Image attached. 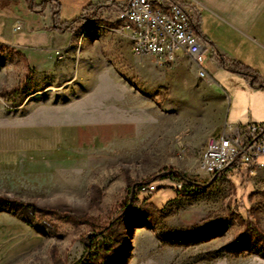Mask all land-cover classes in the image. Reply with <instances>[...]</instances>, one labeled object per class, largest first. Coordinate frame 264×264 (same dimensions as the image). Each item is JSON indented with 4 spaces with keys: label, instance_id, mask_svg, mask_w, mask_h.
<instances>
[{
    "label": "rangeland",
    "instance_id": "374dc122",
    "mask_svg": "<svg viewBox=\"0 0 264 264\" xmlns=\"http://www.w3.org/2000/svg\"><path fill=\"white\" fill-rule=\"evenodd\" d=\"M117 19L112 9L83 27L50 72L32 69L12 46L0 47V120L8 124L0 134L10 150L38 149L0 165V197L110 224L111 235L93 245L106 258L103 246L117 251L107 264H264V167L213 178L198 172L208 138L230 133L222 125L235 107L216 87L233 74L208 63L201 78L190 57L171 68L137 58L116 31L120 23L112 25ZM10 39L0 27V42ZM243 115V125L262 123ZM100 129L112 138L80 143ZM120 130L129 133L114 135ZM170 171L198 186L181 192L177 180L159 179L152 197L140 194L123 216L131 185ZM255 211L257 228L235 215ZM2 218L26 228L5 234L0 256L9 249L13 255L3 264H79L93 231L28 207L4 204Z\"/></svg>",
    "mask_w": 264,
    "mask_h": 264
},
{
    "label": "crops",
    "instance_id": "0c3cea01",
    "mask_svg": "<svg viewBox=\"0 0 264 264\" xmlns=\"http://www.w3.org/2000/svg\"><path fill=\"white\" fill-rule=\"evenodd\" d=\"M174 1L195 6L201 19L202 32L210 40L208 44L217 54L243 62L264 77V0ZM126 2L127 0H0V27L11 33L9 43L4 44L20 52L32 69L39 72L54 71V64L57 63L56 52L69 50L75 38L70 31L60 32L53 28V6L59 4V17L61 22H64L86 14V8L90 4L108 3L115 11ZM17 27L21 29L16 31ZM185 57L188 56H181L179 61ZM209 63L220 68L212 60ZM216 93L225 100L226 106L231 104L235 107L232 121L227 124L224 120L222 131L232 132L242 126V122L246 120L243 110L247 111L250 120L264 122V89L251 88L243 76L233 74L229 82L216 87ZM1 119L0 129L8 125L3 117ZM128 128L130 129V126ZM112 133L100 129L95 132V139L82 135L80 143L99 144L112 138ZM116 133L114 135L123 136L129 131L120 130ZM7 141L8 138L0 134V165L11 160L21 161L26 153L38 151L33 147L28 150H10L6 147ZM25 231L26 228L22 224L0 219V244L6 242L5 234ZM6 245L7 243L2 244L3 247ZM11 251L9 249L0 256V264L12 257L13 254L9 255Z\"/></svg>",
    "mask_w": 264,
    "mask_h": 264
},
{
    "label": "built area",
    "instance_id": "2783aa9c",
    "mask_svg": "<svg viewBox=\"0 0 264 264\" xmlns=\"http://www.w3.org/2000/svg\"><path fill=\"white\" fill-rule=\"evenodd\" d=\"M195 6L174 0H127L117 9L121 28L131 51L137 58L150 57L158 67L171 68L188 56L199 68L201 78L208 77L207 64L214 61L216 51L197 33ZM21 28L17 27L16 31ZM57 57L63 60L64 51ZM264 157V122L249 123L232 132L208 138L199 159L198 172L206 178L222 176L230 168L253 166L262 168ZM154 183L142 192H154ZM184 183H177L179 190Z\"/></svg>",
    "mask_w": 264,
    "mask_h": 264
},
{
    "label": "trees",
    "instance_id": "16d2710c",
    "mask_svg": "<svg viewBox=\"0 0 264 264\" xmlns=\"http://www.w3.org/2000/svg\"><path fill=\"white\" fill-rule=\"evenodd\" d=\"M121 8H123V6H119V9ZM105 12H109V15L112 13L111 4H108V3L104 5L90 4L86 8V14L72 21L61 22L60 17H59V4H56L55 6H53V19H54L53 28L60 32L70 31L73 37L75 38L78 32L83 27L95 23V21L100 19L101 14ZM112 25L118 26L119 22H116ZM195 28H196L198 35L204 41H206L207 43H210V40H208V38L202 32L201 19L198 16V14L196 15ZM0 47H9V45H6L0 42ZM21 56L27 63V59L22 54ZM214 62L221 69H226L233 74L243 76L248 81L251 88L264 89V77L251 66L246 65L243 62H240L237 60L225 58L219 54H217V56L215 57ZM1 94H3V92ZM235 169H239V166L235 167ZM250 169L253 170L254 167L250 166ZM168 178L177 180L178 183L179 182L184 183L183 188L180 190L181 192H188V191L194 190V187L198 186L196 183L192 182L191 180H188L187 177L184 175L176 176V172L174 171L166 172L165 174L157 178H153L152 180H149L148 182H144L141 184H133L130 186L131 187V190H130L131 202L130 204H127V206H125V208L121 211L123 216H128L133 212V209H134L133 204L137 199H139L140 194L143 195L144 200H147L148 198L152 197L154 192H142L141 191L142 186L153 184L159 179L166 180ZM199 189H202V187H197V190ZM4 204L10 205V206H16L20 208L28 207V208L33 209L35 212L39 214H42V215L47 214V215L53 216L59 222H65L69 220L76 224H86V225L91 226L93 228V231L87 234L84 238V242L86 244V251L83 257L81 258L79 264H107L108 259L110 257H113V255L117 253V251H114L110 247H107V246H103L102 248L103 249L102 251H104V254L107 255V258L103 257V254L95 255L93 252V245L99 237H103L105 235L106 236L111 235L112 230H111L110 224L109 225H104L101 223L99 224L89 217L77 218V217L71 216L66 213H60L55 210L44 209L32 203H25V202L18 201V200H13V199L11 200V199H6L4 197H0V206H4ZM235 215H237L240 222L243 223L244 225H249L252 228H257L256 224L258 223V220H259V212L255 211L253 214L248 215V216L247 215L244 216L241 213H235Z\"/></svg>",
    "mask_w": 264,
    "mask_h": 264
},
{
    "label": "bare ground",
    "instance_id": "6f19581e",
    "mask_svg": "<svg viewBox=\"0 0 264 264\" xmlns=\"http://www.w3.org/2000/svg\"><path fill=\"white\" fill-rule=\"evenodd\" d=\"M121 25V21H118ZM119 34V33H118ZM40 94H37L35 97H40ZM262 167H264V165L262 164ZM142 187H146V185L142 186ZM156 191V186L154 185V192Z\"/></svg>",
    "mask_w": 264,
    "mask_h": 264
}]
</instances>
